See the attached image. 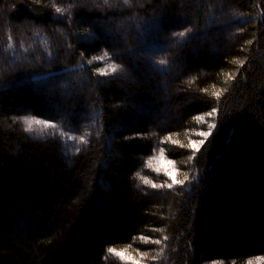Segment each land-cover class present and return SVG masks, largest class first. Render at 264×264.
I'll return each instance as SVG.
<instances>
[{
  "label": "trees",
  "instance_id": "obj_1",
  "mask_svg": "<svg viewBox=\"0 0 264 264\" xmlns=\"http://www.w3.org/2000/svg\"><path fill=\"white\" fill-rule=\"evenodd\" d=\"M134 262L264 264V0H0V264Z\"/></svg>",
  "mask_w": 264,
  "mask_h": 264
},
{
  "label": "snow or ice",
  "instance_id": "obj_2",
  "mask_svg": "<svg viewBox=\"0 0 264 264\" xmlns=\"http://www.w3.org/2000/svg\"><path fill=\"white\" fill-rule=\"evenodd\" d=\"M55 11H56L57 13H60V12L62 11V9H61L60 7H57V8L55 9ZM178 35H183V33H180V34H178ZM9 47H11V44L9 45ZM107 55H108V54L105 53L104 56H103V57H100L99 59H104V58L107 57ZM89 62L91 63V61H89ZM240 63L242 64L243 62L241 61ZM115 70H116V66H115L114 64H109V65H107V70H106L105 72H101V75L107 74V71L114 72ZM217 95H218V94H217ZM208 115H209V116L214 115V110H213V112H210ZM24 123L28 126L26 130H27V131H31V130H32V125H33V124H37V125H39V124H41V123H43V122L40 121V120H35V121H33V120H31V119H25V120H24ZM53 126H54V125H53ZM210 127H211V128H214V127H215V124H211ZM209 134H210V133L207 132V131H201V132L199 133V135H200L201 137H207ZM84 135L86 136L87 133H85ZM71 139H77V140H80V141H82V142H86V141H83V137H71ZM203 143H204V140L195 141V142H193V143L191 144V148H192L193 150H195V151H199V146L202 145ZM161 158H163V150L161 151ZM149 163H151V161H149ZM168 164L171 165V164H172V161L169 160V161H168ZM156 171L159 172V169H156ZM165 171H166V174L168 175V177H169V178L171 179V181H172V183L168 185L169 188H171L173 185H175V184H177V183H182V181H178V180H177V175H176V172H175V171H171V170H168V169H165ZM138 175H139V173H138ZM187 178H188V177L185 176V179H187ZM144 183H145V184H151V186H152L153 188H156V187L158 186V185L152 183V181L149 180V179H144ZM165 239H167V237H165ZM155 242H156L157 244L160 243L159 240H157V241H155ZM109 251H112V250L110 249ZM117 254L120 255V256H122V257L124 256V253H117ZM134 264H139V262H134Z\"/></svg>",
  "mask_w": 264,
  "mask_h": 264
},
{
  "label": "rangeland",
  "instance_id": "obj_3",
  "mask_svg": "<svg viewBox=\"0 0 264 264\" xmlns=\"http://www.w3.org/2000/svg\"><path fill=\"white\" fill-rule=\"evenodd\" d=\"M155 169H159V171H162L165 174H166L165 169H168V170H171V171H175L176 172V169L174 167V164L172 163L171 165H169L168 164V160L164 157V155H163V158H161V155H160L155 160Z\"/></svg>",
  "mask_w": 264,
  "mask_h": 264
}]
</instances>
